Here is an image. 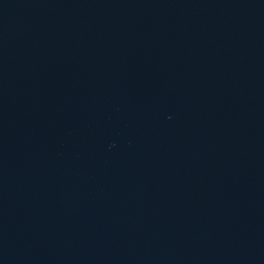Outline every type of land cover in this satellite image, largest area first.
Instances as JSON below:
<instances>
[{"label":"water","instance_id":"95a60500","mask_svg":"<svg viewBox=\"0 0 264 264\" xmlns=\"http://www.w3.org/2000/svg\"><path fill=\"white\" fill-rule=\"evenodd\" d=\"M0 264H264V0H0Z\"/></svg>","mask_w":264,"mask_h":264}]
</instances>
